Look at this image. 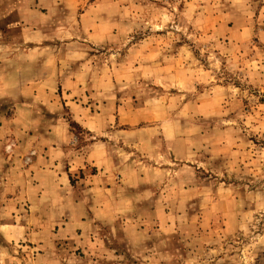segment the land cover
I'll use <instances>...</instances> for the list:
<instances>
[{"label": "rangeland", "instance_id": "obj_1", "mask_svg": "<svg viewBox=\"0 0 264 264\" xmlns=\"http://www.w3.org/2000/svg\"><path fill=\"white\" fill-rule=\"evenodd\" d=\"M0 264H264V0H0Z\"/></svg>", "mask_w": 264, "mask_h": 264}, {"label": "crops", "instance_id": "obj_2", "mask_svg": "<svg viewBox=\"0 0 264 264\" xmlns=\"http://www.w3.org/2000/svg\"><path fill=\"white\" fill-rule=\"evenodd\" d=\"M22 58V57H21ZM23 58H26V55L25 54H23ZM26 62V59H23V61L22 62ZM22 90V89H21Z\"/></svg>", "mask_w": 264, "mask_h": 264}]
</instances>
